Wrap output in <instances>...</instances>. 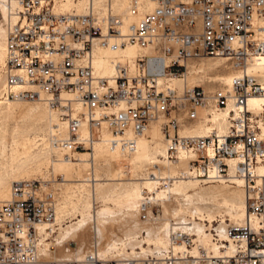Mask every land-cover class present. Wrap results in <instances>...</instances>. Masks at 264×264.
Instances as JSON below:
<instances>
[{
  "label": "built area",
  "instance_id": "1",
  "mask_svg": "<svg viewBox=\"0 0 264 264\" xmlns=\"http://www.w3.org/2000/svg\"><path fill=\"white\" fill-rule=\"evenodd\" d=\"M59 1L18 0L6 28L0 99L45 102L65 123L66 136H54L52 144L67 158L92 153L103 129L111 149L132 151L136 138L161 119L166 159L178 162L183 156L188 164L180 176L203 184L240 179L248 219L207 230L216 254L199 248L193 257L168 248L141 257L101 258L89 251L80 258L42 260L36 226L53 220L55 198L44 189L46 181L20 179L12 182L10 198L0 201V264H191L192 259L197 264H264V103L257 111L247 106L251 95L264 100V88L246 73L252 59L264 53V0H151V11L140 10L141 0H128L126 14L136 20L126 32L111 0L101 6L87 0L83 13L58 12ZM127 45L138 54L115 61L111 77L95 73L94 47ZM210 57L225 58L241 74L212 92L201 85L181 93L159 86L158 78H184ZM228 105L224 133L180 134L199 119L198 109L220 112ZM84 122L88 131L82 136ZM174 179L159 178L157 186L166 188ZM151 203L148 197L142 200L143 221L151 219ZM191 235V230H176L172 242L191 246Z\"/></svg>",
  "mask_w": 264,
  "mask_h": 264
},
{
  "label": "bare ground",
  "instance_id": "2",
  "mask_svg": "<svg viewBox=\"0 0 264 264\" xmlns=\"http://www.w3.org/2000/svg\"><path fill=\"white\" fill-rule=\"evenodd\" d=\"M86 1L60 0L55 10L58 12L75 10L76 13H83ZM94 1L97 6H101L105 0ZM111 3L114 10L122 14L121 29L126 32L128 26L136 20V17L126 14L128 0H111ZM18 7V0H0V17L4 20L6 28L9 21L14 19L13 10ZM153 7L151 0H141V11H151ZM6 28L0 21V64L3 63V65ZM138 52V49L132 45L117 50L94 47L95 73L98 76L111 77L114 74L115 61L132 58ZM217 59L226 62L225 58ZM222 68L224 66L221 61L204 64L202 60H199L198 66L194 67L186 77L171 79L160 77L158 84L160 87H174L181 93L185 88L200 85L197 82L203 85L217 83L219 86L227 87L234 75L241 74L240 71L232 72V74L220 72ZM250 69L261 75L262 82L258 81L264 88V53L254 57L246 68L247 74L257 78ZM208 72L214 74L208 75ZM2 80L4 84V77ZM206 87L209 88L207 85ZM65 96L66 94L63 93L62 97ZM9 101H0L1 108L2 103H7L4 106L5 113H1L2 117L5 114L4 119H8L11 117L10 114L16 111V115L25 119L26 123L16 124L9 130L5 125L0 124V201L10 198L13 181L32 179L33 176H36L33 179L39 178L46 181L50 167L54 171L63 172L65 179L68 180L58 187L60 192L56 198L53 220L36 226L37 232L42 237L39 249L42 260L80 258L89 251L97 252L101 258H109L108 256H113L112 250H117L122 245L124 248L129 246L131 249L127 252L122 247L121 252L118 251V255L122 257H141L148 253H161L168 248L181 252L182 255L185 251H190L193 257L200 252L199 248L216 254V247L207 231L209 227H212L213 221L219 218L220 222L216 225V229L223 230L229 224L225 223V215L235 225H242L244 220L248 219L242 181L235 179L230 186L224 184L203 187L199 185L203 183H199L197 179L180 176L187 171L188 164L183 156L177 164L166 159V141L159 123L149 124L144 133L136 138V147L132 151L111 149L107 142L109 132L103 129L102 138L96 141L92 153L78 152L72 154L71 158H67L52 144L54 136L56 138L66 136L65 123L58 119L55 111L39 100H36L37 102ZM263 103L262 95H251L247 100L248 108L254 111L261 110ZM229 108L230 105L220 112L203 108L206 118L201 122L202 125L198 126V123L193 127L194 123L191 127H183L180 129V134L204 135L212 130L224 133L228 125ZM199 111L201 113L202 110L198 109ZM53 124L57 129L52 127ZM87 131V124L84 122L79 132L84 136ZM8 134L12 137L10 142L6 138ZM39 140L41 143H38ZM52 153L56 160L52 159ZM120 159H125L132 165L129 170L133 172L134 178L126 176V166L118 167L117 162ZM167 176L175 177L174 181L166 188H159L157 186L159 178ZM46 183L44 189L49 191L50 186ZM144 188L148 190L146 196L143 194ZM147 197L152 203H159L162 206L163 215L157 226L149 224V220L142 221L145 222L142 225L137 221V219L141 221L139 216L141 203ZM95 200L102 202L101 208L96 211H94ZM147 212L151 216L149 209ZM186 214L189 215L188 218ZM171 217L177 221L174 223L168 221ZM66 218H70V223L64 226L63 222ZM151 219L155 218L151 216ZM205 222L209 225L206 226ZM177 229H180L182 233L191 230L192 235L195 236L193 241L196 242L192 250H188L184 244L172 242L171 234ZM56 230L58 232L53 240L52 235ZM141 232H144L145 236L138 240ZM118 233H121V238ZM93 237L97 238L99 245L105 240L104 246L100 248L98 245L94 250L85 252L86 244H92ZM50 238L51 241L48 242ZM69 241H76L79 244L77 252L55 257V246L63 248ZM142 242L147 243L148 246L140 247V251H135L134 248L138 247L136 245ZM118 244L121 246L118 247ZM149 245L154 247L149 248ZM228 248L230 249L231 245ZM65 251L68 252L69 249ZM191 264L197 263L192 259Z\"/></svg>",
  "mask_w": 264,
  "mask_h": 264
},
{
  "label": "rangeland",
  "instance_id": "3",
  "mask_svg": "<svg viewBox=\"0 0 264 264\" xmlns=\"http://www.w3.org/2000/svg\"><path fill=\"white\" fill-rule=\"evenodd\" d=\"M0 21H1V23L4 25V27L6 28V25L4 24L5 22H4V20L2 19V17H0ZM216 61H221V62H223V66H224V68H222L221 70H220V72H223V73H231L232 74V72H238V71H235L236 69H233L231 66H230V62H228V61H226V62H224V61H222L221 59H217V58H212V57H210V58H204V59H202V63H214V62H216ZM2 65H3V63H1L0 64V88L2 87V84H3V76H2ZM250 71L251 72H253L251 69H250ZM253 73H255V72H253ZM212 74H214V73H212V72H208V75H212ZM256 74V76H257V78H258V80L260 81V82H262V78H261V75H258L257 73H255ZM193 75H195V74H193ZM197 84H200L202 87H205V89H206V91H210V92H212L214 89H216V88H221V87H223V85H221V86H219V84H217V83H209V84H206L209 88L207 89V87H206V85H203L201 82H197ZM0 101H2L1 99H0ZM10 101H12V102H14L13 100H10ZM9 101V102H10ZM16 101V100H15ZM23 102H37V101H28V100H22ZM2 103V102H1ZM7 103H2V108H1V105H0V109H2L1 111H0V124L2 125H5L7 128H8V130L9 129H11L14 125H16V124H18V125H24L25 123H26V120L25 119H22L21 117H18V115H16L17 114V112L16 111H14L12 114H10L11 115V117H9L8 119H4V115L5 114H3V117H2V114L1 113H5L4 111H6L5 110V108H4V106L6 105ZM200 110V109H199ZM202 111H201V113H200V111H199V118L200 119H198L196 122H195V124H194V126L193 127H195L198 123H199V125L198 126H201L202 125V121L206 118V114H205V109H201ZM157 124V123H159V124H161V120H159V122H156V121H152L150 124ZM204 124V123H203ZM0 125V126H1ZM52 127H55L56 128V125L55 124H53L52 125ZM48 133L46 134V139L48 140ZM6 138H7V140H8V142H10L11 141V138L12 137H10V135L8 134L7 136H6ZM48 142V141H47ZM38 143H41V141L39 140L38 141ZM41 147V146H40ZM54 153H52V159L53 160H56V159H54ZM55 162H58V161H55ZM62 163H66V162H63L62 161ZM121 163V164H120ZM174 164H177V162H174ZM117 165H118V167L120 166H122V167H124V166H126V176L127 177H129V178H134L133 177V172L131 171V170H129V168L131 169V167H132V165L130 164V163H128L127 162V160H125V159H120L118 162H117ZM128 169V170H127ZM129 171V172H128ZM128 173V174H127ZM135 176V175H134ZM34 177H36V176H33L32 177V179L34 178ZM24 179H27V178H24ZM28 179H31V178H28ZM36 179H39V178H36ZM47 181V183H46V185L47 186H50V188H49V191H48V189H46V191L47 192H50V193H52L53 194V196L55 195V203L57 202L56 201V198H58V193L60 192V190H59V185L60 184H63V183H65V182H68V180H66L65 179V177H64V174H63V172H61V171H58V170H53L52 169V167H50L49 168V174H48V179L46 180ZM70 182V181H69ZM224 184H226V185H231V183H228V182H216V183H208V184H199L200 186L202 185L203 187H205V186H208V185H224ZM53 185V186H52ZM143 194L144 195H146V194H148V190L146 189V188H144L143 189ZM101 204H102V202L100 201V200H95L94 201V211H96V210H98L99 208H101ZM111 205V204H110ZM150 210H151V216H152V218H155L154 220L153 219H151V220H149L148 222H149V224H151L152 226H157V224H158V222H160V219L162 218V215H163V212H162V206L159 204V203H151V206H150ZM147 211H148V209H147ZM150 216V217H151ZM138 217V216H137ZM189 217V215H187L186 214V218H188ZM173 218V219H172ZM224 218L226 219L225 220V223H229V224H232L233 222L228 218V216L227 215H225L224 216ZM170 219V220H169ZM168 219V221H170L171 223H172V220H175L174 219V217H171V218H169ZM172 219V220H171ZM137 221L138 222H140V224L142 225V224H145V222H142L143 221V219H141V221H139L138 219H137ZM175 221H177V220H175ZM220 221H219V218H217V221H213V224H212V227H215L218 223H219ZM67 223H70V218H66L65 220H64V222H63V224H64V226H66L67 225ZM206 223V222H205ZM174 226H179L178 224H173ZM181 225V224H180ZM209 224L208 223H206V226H208ZM210 228V227H209ZM57 229H58V226H57ZM178 231H180V229H177ZM57 232H58V230H56L55 231V233L52 235V237H53V240H54V236L57 234ZM118 236L121 238L122 237V235H121V233H118ZM145 236V233L144 232H141L140 233V237H139V239L138 240H140V239H142L143 237ZM108 236H106V238H107ZM191 238L192 239H194L195 238V236L194 235H191ZM92 239V244H90V243H87L86 244V248H85V252H87V250L89 251V250H94L95 248H97V246L99 245L98 244V240H97V238L96 237H93V238H91ZM49 241H51V238L48 240V242ZM47 242V241H46ZM52 243H54V242H52ZM55 244V243H54ZM104 244H105V240L104 241H102V243L98 246V247H103L104 246ZM174 244H183L182 242H175ZM196 245V242L195 241H193V243H191V246H187V249L188 250H192V247L193 246H195ZM118 247L119 246H121L120 244H118L117 245ZM126 246H128V245H126ZM125 246V247H126ZM136 246H138L137 248H134V250L135 251H140L139 249H140V247H144V248H146L147 246H148V244L147 243H139V245H136ZM123 247V249H124V251H127V252H129L131 249H129V246L128 247H126V248H124V245H122L121 247H119L117 250H112V255L113 256H108L109 258H115V257H118V256H120V255H118V251H120L121 252V248ZM154 246L153 245H149V248H153ZM55 257H61L62 255H65V254H70V255H72V254H74L75 252H77V250H78V248H79V244L76 242V241H69L66 245H64V247L63 248H60V247H58V246H55ZM65 249H69V251L67 252V251H65ZM170 249V248H169ZM52 250H54V248L52 249ZM59 250V251H58ZM84 252V253H85ZM50 259V258H49ZM54 259V258H53Z\"/></svg>",
  "mask_w": 264,
  "mask_h": 264
}]
</instances>
